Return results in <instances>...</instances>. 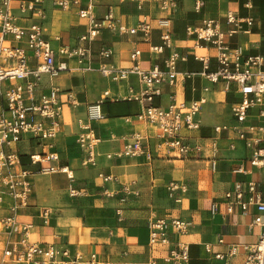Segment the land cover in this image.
Listing matches in <instances>:
<instances>
[{
  "label": "crops",
  "instance_id": "0c3cea01",
  "mask_svg": "<svg viewBox=\"0 0 264 264\" xmlns=\"http://www.w3.org/2000/svg\"><path fill=\"white\" fill-rule=\"evenodd\" d=\"M56 1L41 0L37 6L45 12V36L59 62L64 60L58 55L59 49L78 45L79 37L87 31V23L79 18V7L62 10L55 5ZM162 1L147 0L139 11V0H100L94 10L98 18L110 12L127 27H134L143 15L151 19L153 28L148 42L138 35H121L104 29L91 44L93 71L78 68L76 61L71 59L67 60L69 72L54 79L43 77V93H48L50 84L71 93L76 104L68 102L64 106L61 128L53 141L44 142V146L27 135L17 144L22 165L35 172L31 177L30 207L21 210L19 218L21 222L33 225V241L67 248L71 256L95 253L100 260L112 264H148L151 259L165 264L162 258L168 250L183 243L188 245V264H244L247 254L242 246L254 245L263 228L252 225L256 214L253 205L248 206L246 213L236 205L228 211L226 194L233 193L235 185H239L246 201L248 184L259 186L264 170L250 166L251 151L232 129L236 122L231 108L240 101L238 84L222 79L212 83L207 79L208 74L218 70L215 52L196 49V41L187 37L185 29L201 26L205 20H216L221 23V30L227 32L231 28L225 24L228 12L240 19L251 18L261 28L248 30L244 26L231 38V44L241 47L242 60L251 56L264 59V0H200L203 6L198 11L195 10L196 0H175L177 7L174 10H162ZM86 4L87 0H80V8ZM161 18L171 21L173 46L186 55V61L178 63L180 75L176 84L160 85V94L154 96L151 106L166 109L173 102L204 100L195 117L199 128L181 133L186 144L200 147L201 152L185 157L159 150L157 128L138 118L143 105L128 99L131 93L139 91L135 76L115 83L102 78L96 71L102 64L129 68L132 65L130 54L135 49L140 51L138 62L142 69L148 70L153 65L163 68V59L169 51L156 54L150 50L151 46L161 43L163 31L156 24ZM102 48L112 51L110 58L99 55ZM195 55L207 56V68L194 59ZM260 69L264 72V62ZM184 73L192 75L185 77ZM104 92L110 94L101 105L105 118L93 124L99 139L97 163L94 167L84 166V154L75 142L79 130L77 122L84 119L87 105L98 101ZM261 110H264V102L252 109L244 126H264V118L258 115ZM216 128L222 129L217 132ZM135 134L144 138L142 146L151 153L150 160L144 155L121 154L124 145ZM255 136L263 140L261 146L264 147V135ZM45 153L55 154L57 160L37 165L30 163V156ZM211 157L215 161L214 169L211 168ZM58 166L68 167L74 178L72 183L65 174L40 172L41 168ZM239 168L242 172H237ZM100 175L116 180L105 182ZM171 182L187 187L185 193H179L180 202L168 197L166 187ZM125 186L138 194L126 195ZM71 188L78 192L77 196H71ZM9 205L10 199L5 197L0 204V218L7 215ZM212 206H215L213 213ZM46 208L51 211V217L45 226L41 225L40 215ZM152 219H180L190 222L191 227L184 235L170 233V246H150L147 224ZM232 246L238 247L235 256L215 259V254L227 255Z\"/></svg>",
  "mask_w": 264,
  "mask_h": 264
},
{
  "label": "built area",
  "instance_id": "2783aa9c",
  "mask_svg": "<svg viewBox=\"0 0 264 264\" xmlns=\"http://www.w3.org/2000/svg\"><path fill=\"white\" fill-rule=\"evenodd\" d=\"M99 1L87 0L84 8H80V0L55 2V5L62 10L79 7L78 16L87 23V31L79 37L78 45L73 48H60L58 55L64 57V60L56 62L55 52L45 36L43 25L45 12L37 6L41 0H0V204L5 197L10 199L7 215L0 218V264H112L100 260L95 253L88 255L77 253L71 256L67 248L35 242L31 238L33 225L23 223L19 218V212L30 207L33 194L31 177L35 172L22 165L16 149L17 144L27 135L39 140L44 146L46 145L44 142L53 141L61 128L64 106L68 102L72 105L76 104L71 93L63 92L53 85L49 84L48 93H43L41 86L43 77L54 79L69 72L71 69L67 60L71 59L76 61L78 68L93 71L90 66L91 44L104 29L121 35H138L145 42H148L151 36L153 21L147 16H141L134 27L121 24L110 12L103 18L96 17L94 10ZM146 1L139 0L137 4L139 11ZM202 6V1H195L196 11ZM176 7L175 0L161 2L162 10H174ZM156 24L163 31L160 37L161 43L151 46L150 50L156 54L169 51L163 59V68L153 65L148 70L142 69L138 62L140 51L135 49L130 54L132 65L129 68L102 64L96 71L102 78L115 83L127 81L131 75L136 77L139 91L131 93L128 99L142 104L143 109L138 118L157 128L159 150L174 152L178 157H185L190 153L197 154L201 152V148L186 144L181 133L183 130L193 131L199 128L195 117L204 100L173 102L166 109L153 107L150 104L154 96L160 94V85L176 84L180 75L177 69L178 63L186 61V55L178 52L173 46L171 21L161 18L156 20ZM225 24L231 26L227 32L221 30V23L216 20H205L198 27L188 26L185 32L187 37L196 41V49L214 50L218 70L207 75L210 82L215 83L218 79H222L238 84L240 101L231 108L232 117L236 122L232 129L237 138L251 151L250 166L264 170V147L261 146L263 140L255 136V134L264 135V126H244L252 109L261 106L264 102V72L260 69L264 59L262 56H251L242 60L241 47L231 44V38L235 33L243 30L244 26L248 30L252 27L259 30L261 26L251 18H237L232 12L227 13ZM99 55L108 59L112 51L109 48H102ZM194 59L207 68V56L195 55ZM191 75L183 74L185 77ZM62 96L64 100L61 99ZM109 97L110 94L104 92L98 101L87 105L84 119H78L79 130L75 142L84 154L82 162L84 166L94 167L97 163L96 148L99 139L96 137L93 124L104 120L101 105ZM258 115L264 118V110L259 111ZM221 129L216 128L215 131L219 132ZM143 139L139 134H135L131 141L124 145L121 154L131 157L144 155L150 160L151 153L142 146ZM214 150L213 145L212 151ZM106 157L111 158L110 155ZM212 157L210 164L214 169L215 161ZM51 160H57V156L52 153L30 156L32 165L44 164ZM40 172L65 174L71 183L74 181L67 166L41 168ZM237 172L242 170L239 168ZM100 177L105 182L116 180L111 176L100 175ZM166 190L169 198L180 202L179 193H185L187 187L171 182ZM124 191L126 195L138 194L132 191L130 186H125ZM248 191L249 197L245 201L239 185H235L233 193L226 194V198L229 199L228 211H232L235 205L242 213L247 212L248 206L255 207L256 214L252 225L261 226L263 231L254 245L242 246V250L247 254L244 264H264V174L259 186L255 183L248 184ZM70 194L77 196L78 192L71 188ZM107 195L114 194L107 193ZM211 211L215 212V206H212ZM50 217L51 211L47 208L43 209L40 215L41 225H48ZM147 227L150 246H170L169 234L184 235L190 229L191 223L180 219L169 221L152 219ZM237 253L238 247L232 246L227 255L215 254L214 257L216 260H224L225 257L235 256ZM162 262L188 264V245L175 244L162 258ZM148 264H158V262L151 259Z\"/></svg>",
  "mask_w": 264,
  "mask_h": 264
},
{
  "label": "bare ground",
  "instance_id": "6f19581e",
  "mask_svg": "<svg viewBox=\"0 0 264 264\" xmlns=\"http://www.w3.org/2000/svg\"><path fill=\"white\" fill-rule=\"evenodd\" d=\"M96 40V39H95ZM179 102H182V101H179Z\"/></svg>",
  "mask_w": 264,
  "mask_h": 264
}]
</instances>
